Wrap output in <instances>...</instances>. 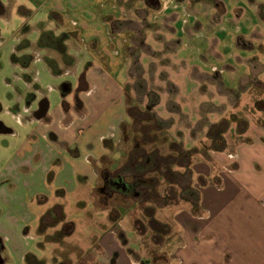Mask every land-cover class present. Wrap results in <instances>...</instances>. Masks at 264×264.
Returning a JSON list of instances; mask_svg holds the SVG:
<instances>
[{
	"label": "crops",
	"instance_id": "1",
	"mask_svg": "<svg viewBox=\"0 0 264 264\" xmlns=\"http://www.w3.org/2000/svg\"><path fill=\"white\" fill-rule=\"evenodd\" d=\"M48 3L47 17L40 18L35 24L38 31L36 43L46 50L60 52V61L51 58L53 55L46 58L53 75L69 70L74 72L75 67L79 68L76 79L79 92L68 80L59 85L63 97L67 98L70 93L73 96L78 115H84L89 105L96 104V85L103 89H116L123 98L127 115L126 92L122 86L128 81L129 66L127 62L124 64L128 59L122 50L115 57L116 52L106 48L104 42L111 39V34L132 40V24L143 26L154 23L147 20L148 12L153 14L162 7H188L202 15V20L188 29L191 32H188L190 42L184 46L193 56L188 66L183 67L184 61L173 52V57L179 59L180 64L170 72L175 74L176 79L180 77L183 83L186 82L176 85L170 79L178 88L179 98H186L176 99L179 110L174 113L182 111L188 114L190 109L186 104H195V114L188 116L191 121L199 122L202 113L207 133L212 124L227 119L223 114L232 109L233 103L248 102V89L256 81L264 79V0H48ZM214 7L218 11L214 12ZM101 8L106 9L102 11ZM169 17L176 25L180 13ZM22 40H26L25 44L29 41L27 38ZM22 40L18 49L25 48L22 47ZM58 42L59 46L55 47ZM72 42L77 45L74 47ZM180 48L181 44H178L177 49ZM103 56L110 58L107 60ZM28 59H31L30 55ZM59 63L64 66L63 70ZM21 65L26 67L28 64ZM184 69L185 75H182ZM40 104L41 107L34 112L38 119L48 115L46 97L40 99ZM252 110L258 112V125L236 114L244 125L243 129H240V124L238 129L235 128L240 139L234 147H227L223 138L222 149L210 148L205 151L203 161L191 160L188 183L197 193V206L193 208L191 202L182 199L183 203L174 202L155 208L153 217L158 224L155 230L147 225L154 235L153 238L150 236V240L147 238L148 245L145 239L148 231L139 232L130 214L121 211V208L115 209V215L105 208L96 210L100 216L96 224L101 228V234L96 237V249H99L98 257L102 264H264V113L256 106ZM120 124L113 142L109 138L104 139L109 142H103L109 152L105 154L104 163L94 167L90 175L86 168L89 162H78L79 149L73 142L62 140L65 139L64 133L60 136L49 131L47 134H27L30 143L28 152L21 156V160L14 161L13 169L18 171V175L23 166L28 165L32 170L29 180L32 182L34 176L32 186L35 188L32 187L34 193L30 194V199L39 204L47 201L49 196L41 187L46 179L56 181V192L63 193L76 190L77 186L89 180L95 185L101 169L118 163L124 152L119 143ZM0 130L12 133L2 122ZM192 137L191 132L184 133L179 142L184 148L191 149ZM52 141H61L65 149L53 148ZM114 146L120 151L117 160L113 158ZM67 161L72 162L70 171L65 167ZM24 169L26 171L27 167ZM5 177L13 182L17 174L12 170L10 176ZM91 194L92 191L88 197L93 200ZM9 195L13 201L21 198L18 194ZM10 205L14 210L8 218L0 221L2 264L9 256L27 264L28 254L41 260L31 250L37 236L26 225L30 220H21L15 215L17 210L25 208V203L22 205L18 201ZM54 205L62 208L57 203ZM51 206L38 210V216L45 217L42 223H38L40 232L48 223L46 214ZM170 207L175 209L171 211ZM168 210L171 213L166 212ZM71 225L66 224L64 231Z\"/></svg>",
	"mask_w": 264,
	"mask_h": 264
},
{
	"label": "rangeland",
	"instance_id": "2",
	"mask_svg": "<svg viewBox=\"0 0 264 264\" xmlns=\"http://www.w3.org/2000/svg\"><path fill=\"white\" fill-rule=\"evenodd\" d=\"M48 7V0H0V122L12 130V133L0 130V221L8 218V214L14 210L10 207L11 202L20 201L22 205L25 203V208L17 210L15 215L21 220H25L24 218L30 220L26 225L31 228L29 230L32 234L37 236L31 250L41 258L43 264H102L98 257L99 249H96V237L101 234V228L96 224V219L100 220L96 210L105 208L115 215L117 213L115 209L121 208V211L130 214L135 227L140 229L139 232L148 231L145 238L147 243L150 236L153 238L154 235L147 226L148 220L142 208L146 206L157 208L160 202L156 204L154 195L163 199L169 198L167 202L170 201V204L183 203L180 197H189L190 200L188 191L191 193V190L187 189L191 185L188 183V170L176 164L181 154L174 151V144L180 143L184 133L191 132L194 140L191 149H196L192 161L196 159L203 161L205 151L212 146L203 125L206 123L203 114L201 113L202 119L199 122L191 121L188 116L195 114L193 112L195 104H186L190 109L187 111L188 114L182 111L173 112L179 110L177 100L186 99L179 98L178 88L173 84H186L180 77L176 79L175 74L170 72L173 68L177 69L180 64L179 59L173 57V52L175 51L178 58L184 61L183 67L188 66L193 59L190 50L184 46L190 42L188 29L194 27L196 21L202 20V15L188 7L180 9H174L172 6L162 7L153 14L148 12L147 20L154 23L143 26L132 24L131 27L134 29L132 40L111 34V39L106 40L104 46L115 51V57L122 50L128 59L124 62L129 66L128 81L122 86L126 92L127 115L123 98L116 89H103L96 85V104L88 106L84 111V117L76 113L71 93L66 98L61 95L59 89V85L68 80L79 92V83L76 80L79 68L75 67L74 72L69 70L53 75L46 58L53 55L51 58L60 61L62 58L60 52L54 49L46 50L36 43L38 31L35 24L40 18L47 17ZM101 9L103 11L106 8ZM113 10L117 12L115 7ZM212 10L216 12L218 8L214 7ZM178 12L179 23L175 25L169 16ZM23 38L29 40L27 44ZM21 40L25 44H22V47L25 48L18 49ZM178 44H181L180 50L177 49ZM72 45L75 47L77 43L72 42ZM54 46H59V42ZM29 55L31 59H28ZM103 57L107 60L110 58ZM23 63L28 65L22 66ZM59 66L64 69L61 63ZM181 74L185 75V69ZM248 95L250 96L248 102L233 103L232 109L223 114L229 121L228 129L223 134L227 147H234L240 139L235 132V128L238 129V122H231L237 120L236 114H241L247 117L248 121L258 125L256 120L258 112L252 110V107L256 101L263 102L264 105V79L256 81L254 86L248 89ZM43 97L48 100V115L38 119L34 112ZM262 112L264 113L263 110ZM121 121L123 123L120 124ZM119 124L121 138L119 143L124 152L118 163L101 169L95 185L89 180L77 186L76 190L63 193L56 192L58 188L56 181L46 179L41 187L49 196L47 201L39 204L36 200L30 199L32 187L35 188L32 186L34 176L32 182L29 180L31 179L29 173L32 174V170L28 165L20 167L19 176L18 171L13 169L14 161L21 160V156L28 152L30 143L27 134L33 132L38 135L47 134L49 131L60 136L64 133L65 139L62 140L73 142L79 149L78 162H89L86 168L90 175L94 167L98 168L102 162L104 163L105 154L109 152L103 145V142H109L104 139L109 138L108 140L113 142ZM60 142L52 141V147L58 150L65 149ZM114 149L113 158L117 160L120 151L116 146ZM169 155L173 157L168 158ZM170 160L171 169H167L166 164ZM70 163L72 164L71 161H67L65 166L68 171L71 170ZM108 163L111 164L110 160L107 161V165ZM24 167H27L26 171ZM12 170L17 174L13 182L5 177L10 176ZM174 170L180 171L181 176L172 174ZM105 171L112 176L119 175L122 183L127 185L134 183L138 178L143 182L130 186L128 191L122 190L121 187L103 190ZM146 179L150 180L145 182ZM92 187L93 190H90ZM91 191L93 200L88 197ZM9 194H18L17 196L21 198L13 201ZM55 203L62 205V208L54 205ZM49 205L52 206L48 213L46 212L48 223L44 231L40 232L38 223H42L45 217H39L38 210H43ZM170 208L171 211L175 209ZM124 219L126 220V217ZM69 223L72 224L71 227L64 231L63 227ZM1 236H4L2 232ZM39 243L44 246L40 247ZM5 264L24 263L9 256Z\"/></svg>",
	"mask_w": 264,
	"mask_h": 264
},
{
	"label": "trees",
	"instance_id": "3",
	"mask_svg": "<svg viewBox=\"0 0 264 264\" xmlns=\"http://www.w3.org/2000/svg\"><path fill=\"white\" fill-rule=\"evenodd\" d=\"M255 106L260 109V110H263L264 111V105H263V102L261 103L260 101H256L255 103ZM233 121H236L238 122V124L241 125L240 129H243V125L244 123L240 120H233ZM228 124H229V121L228 119H221L220 121H218L217 123H214L212 124V126H210V128L207 130V138L210 139V141L212 142V146L210 148H213V149H216V150H220L224 147V139H223V132L226 130V128L228 127ZM175 143V142H174ZM178 143V142H177ZM175 143L174 146V151L178 152L179 154H181V157L179 159H177L176 161V164L180 167H184V169H187L188 170V175L190 174V168H189V165L191 163V158L192 156L195 154L196 152V149H186L184 148L181 143ZM173 150V149H172ZM168 158H171L173 157L172 155H169L167 156ZM148 158V157H147ZM174 159V158H173ZM171 160L166 164V168L167 169H171ZM169 166V167H168ZM166 169V170H167ZM174 173L172 174H175L176 176L180 175L181 176V172L180 171H173ZM167 174V171L165 172ZM183 174V173H182ZM187 175V176H188ZM164 179H166V177L164 176ZM150 179H146L145 182L149 181ZM188 180H189V176H188ZM143 182L142 179L138 178L134 183H132V185L135 184L137 185L138 183L141 184ZM190 184V183H189ZM190 188V189H188ZM188 190H191V193L190 191H188V195H190V200H189V197H180L179 199H183V200H188L191 202L192 204V207L195 208L197 206L196 204V201H197V193L191 188V185L187 187ZM123 190V189H122ZM156 196V200H157V203L160 202L159 205H157V207L159 206H164V205H167V204H170V201L167 202L169 200V198L167 197H160L158 195H154ZM193 196V197H192ZM175 201V200H174ZM177 201V200H176ZM143 210V213H144V216L147 218V223H148V226L150 228H152L153 230L156 229V226L158 224V222L154 219L153 217V212L155 210V208H153L152 206H146V207H143L142 208ZM33 259L35 260V262L33 261ZM26 263L27 264H43V261L41 260H37L35 259L32 255H27L26 257Z\"/></svg>",
	"mask_w": 264,
	"mask_h": 264
},
{
	"label": "flooded vegetation",
	"instance_id": "4",
	"mask_svg": "<svg viewBox=\"0 0 264 264\" xmlns=\"http://www.w3.org/2000/svg\"><path fill=\"white\" fill-rule=\"evenodd\" d=\"M103 176V190H106L107 188H116V187H121L124 191L130 190V186H133L132 184H126L122 183V179L120 178L119 175H110L107 171L104 172Z\"/></svg>",
	"mask_w": 264,
	"mask_h": 264
},
{
	"label": "water",
	"instance_id": "5",
	"mask_svg": "<svg viewBox=\"0 0 264 264\" xmlns=\"http://www.w3.org/2000/svg\"><path fill=\"white\" fill-rule=\"evenodd\" d=\"M39 106L41 107V104H40ZM123 185H126V184H123ZM0 264H2V259H1V257H0Z\"/></svg>",
	"mask_w": 264,
	"mask_h": 264
}]
</instances>
